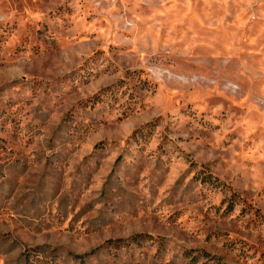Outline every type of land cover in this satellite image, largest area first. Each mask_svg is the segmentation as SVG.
<instances>
[{"label": "rangeland", "instance_id": "374dc122", "mask_svg": "<svg viewBox=\"0 0 264 264\" xmlns=\"http://www.w3.org/2000/svg\"><path fill=\"white\" fill-rule=\"evenodd\" d=\"M0 264H264V0H0Z\"/></svg>", "mask_w": 264, "mask_h": 264}]
</instances>
